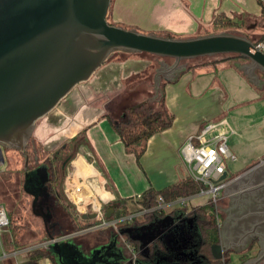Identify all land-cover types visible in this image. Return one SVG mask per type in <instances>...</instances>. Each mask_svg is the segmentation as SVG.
<instances>
[{"label": "crops", "instance_id": "1", "mask_svg": "<svg viewBox=\"0 0 264 264\" xmlns=\"http://www.w3.org/2000/svg\"><path fill=\"white\" fill-rule=\"evenodd\" d=\"M220 14L237 20L238 18H250L249 16L259 18L261 7L258 0H111L108 19L113 24L122 27L135 28L147 33L162 34L167 32L181 38L200 35L203 30L212 26L214 18ZM140 61L142 59L131 57L116 59L112 63L113 65L106 69L102 77H100L101 75L96 76L94 82L89 84L90 92L85 94L82 90L79 96L74 97L71 96L72 93H69L63 98V104H60L64 108L60 110L58 104L50 114L55 117L47 115V119H53V123L41 125L42 134L45 136L47 134L53 137L61 133L64 134V140L71 139L79 132H83L76 142L75 156L69 164V170H73L71 175L75 177V180L80 181L84 178L92 180L93 183L88 185L86 193L96 198H103L107 203H111L118 197L136 198L148 188L152 187L158 190L187 177L179 148L191 134L198 132L204 120L209 119L221 109L224 95L219 86L218 75L233 66L232 61H222L215 65H197L175 80L166 81L167 93L164 92V88L162 92L165 106L174 116L172 125L153 134L148 139L146 150L140 161H137L134 154L125 151L123 143L105 117L103 105L93 102V100L103 94L119 92L123 81L135 73L134 67L139 68L138 72L141 71L142 62ZM234 63L236 65L233 67L238 68L243 75H246L239 67L248 66V60ZM255 73L258 76V71ZM189 79H196L197 86L200 88L193 95L204 94L203 97H190L191 93L186 88ZM103 82L105 84L102 88L100 86ZM249 82L248 79L250 87ZM255 90L258 93L255 99L264 102V95H261L257 89ZM247 102L249 100L244 99L239 104L244 105ZM82 115L84 116L82 117ZM76 119L82 121L80 125L73 129L69 128L68 124L75 123ZM53 125L56 129L52 128ZM255 136L254 131L250 137L241 132L237 144H232L233 151L238 156V171L230 174L231 177L226 180L228 183L221 190L222 193L219 196L220 200L224 201L220 207L221 212H219L222 224L218 217L220 244L230 246L231 250L235 251L240 258L243 257L241 254L247 251L250 237H246L238 243L237 238L245 233L248 226L235 227L234 221L232 222L231 219L232 213L235 211L245 215L259 210V201L264 196V188L257 190L250 195L252 197L250 204H244L243 207L241 197L244 198L246 195L243 194L244 190L253 186L251 182H248V178L254 170L264 165V142L258 145L263 150L260 154L254 152L253 145L248 152L244 150L248 140L256 138ZM231 163L234 162L228 163V166ZM228 166L224 179L228 177ZM201 198L202 196L197 194L177 198L172 202L165 203L160 210L165 213H179L189 217L195 208L207 204L208 199ZM128 210V215L134 213L131 207ZM138 210L141 209H137L135 212ZM143 210L147 211L148 209ZM248 225L250 226V224ZM232 239L240 245L235 243L234 247V244L230 243ZM27 246L29 245L7 248L2 242L0 234L1 250L8 254L6 257L1 254L0 262L8 263L10 261L12 263L14 261L15 264H24L28 260V252L17 255L12 253ZM221 255H223V251ZM19 257L23 258L22 261L19 260ZM48 259L50 258L48 257Z\"/></svg>", "mask_w": 264, "mask_h": 264}, {"label": "water", "instance_id": "2", "mask_svg": "<svg viewBox=\"0 0 264 264\" xmlns=\"http://www.w3.org/2000/svg\"><path fill=\"white\" fill-rule=\"evenodd\" d=\"M110 4L111 0H0V163L4 162V148L23 152L37 121L77 84L89 80L113 53L173 58L170 70L175 71V76L169 81L177 78L180 61L219 54H237L247 59L249 65L239 68L253 82L258 77L256 71L264 74V52L244 35L222 31L179 38L142 33L135 28L109 24ZM39 173L44 182L46 169ZM248 179L253 186L244 190L243 207L250 204V195L264 188V165ZM261 200L259 210L245 214L244 222L251 229L245 230L242 238L257 239V253L243 264L264 260V198ZM114 208V203L107 206V218ZM87 217L94 218V214L82 215L84 219ZM151 241V238L142 240L141 247L149 251ZM230 241L235 247L236 240ZM227 248L231 249L214 244L211 251L219 258ZM68 249L74 250L72 245ZM49 250L62 257L56 243Z\"/></svg>", "mask_w": 264, "mask_h": 264}, {"label": "rangeland", "instance_id": "3", "mask_svg": "<svg viewBox=\"0 0 264 264\" xmlns=\"http://www.w3.org/2000/svg\"><path fill=\"white\" fill-rule=\"evenodd\" d=\"M232 20H234L232 17H229ZM254 28L252 27V30L249 29V27L255 25ZM216 29H222L221 27L216 26H210L209 28L203 30L200 35L204 33H210L212 30ZM142 33L141 30H138ZM229 32L233 34H239V35H250L252 39L258 38V35L264 31V27H262V24L258 22L257 20H254L253 18H244L243 25L242 26H229L225 27V29H222L219 32ZM216 33V32H215ZM181 38H188V37H181ZM251 39V38H250ZM127 54V55H126ZM223 54L214 55V56H204V57H198L195 59H189V61L182 60L180 61V65L186 64H193L197 62H206L209 61V59L214 58H220ZM137 58L142 59V68L141 71H137L139 68L134 67L133 71L135 73H132L126 80L123 81V85L121 90L116 93L111 94H103L100 97L94 98L93 102H98V104L103 105L104 107V113H109L112 117H118L120 114L122 108L128 104L137 103L146 99H151L155 95L156 97L159 96L161 89H165L164 92L167 93L165 88L166 80L164 76H160L156 68L158 67L159 63L163 60L164 62L171 64L173 63V59L169 58H161L159 56L153 55V54H146V53H124V52H116L113 53L108 57L106 62L101 65L92 75V77L85 81L77 84L75 88L70 92L71 96H79L82 93V90L87 94V92H90L91 89L89 88V84L94 82L93 80L97 78L99 75L102 77L105 74V71L108 67L113 65L112 63L115 62V60H119L122 58ZM210 57V58H208ZM162 61V62H163ZM235 64H233L234 66ZM230 69H225L218 75L219 79V86L222 89L223 92V102L221 104V109L211 116L209 119H206L203 121L202 125L210 120H217L220 118H226L234 132L230 136L229 145L232 152L236 155L237 153L233 151L232 144L236 143L238 141L239 134L241 132L245 133L248 137L252 134L254 131V134L256 135L254 139L248 140L247 145L244 147V150L248 152L250 148L255 149L254 152L262 153V147L258 146L259 144H263L264 142V102L258 101L255 98L258 96V93L255 89L261 93V95H264V83H259V80L261 79L260 75H258L257 80L254 82L249 79L247 75H243L239 69L236 67H233ZM181 67H179L180 69ZM137 72V73H136ZM97 76V77H96ZM167 78L174 77V74H166ZM245 77V78H244ZM248 79L249 84L253 87H249L248 85ZM262 80V79H261ZM189 82L186 84L187 91L190 94V97L192 98H200L203 97V95L196 96L193 93H197V90L200 89L197 86L196 79H189ZM243 82V83H242ZM105 82L101 84L100 87L103 88ZM88 86V87H87ZM250 88V89H249ZM255 88V89H254ZM160 91V92H159ZM247 99L249 102H247L244 105L239 104L240 101ZM63 104V99L61 100ZM154 107H158L157 105H154ZM56 108V107H55ZM55 108L53 110H55ZM63 107H59L60 110H62ZM56 109V110H59ZM52 114L51 111L47 114L48 116H54L50 115ZM47 115L42 117L37 121V125L35 128V131L31 137L30 145L28 149H25L24 151L28 154L32 153L33 151H36L39 162L44 159L46 155H52L56 150L60 148L61 145H63L65 142H67L66 139L64 140V134H57L56 136L50 137L49 135L42 134L41 125L46 123H53V119L49 120L47 119ZM84 115H82L83 117ZM55 117V116H54ZM81 117V118H82ZM86 118V117H85ZM84 118V119H85ZM75 123L68 124V127L73 129L74 127H77L80 125L82 121L80 119H76ZM51 121V122H50ZM61 122V121H60ZM58 122V123H60ZM201 125V126H202ZM200 126V127H201ZM52 128L56 129L55 125L52 126ZM200 130V128H199ZM198 130V131H199ZM240 132V133H239ZM239 133V134H238ZM50 137V138H49ZM70 140V139H69ZM68 140V141H69ZM40 147V148H39ZM41 149L40 151L38 150ZM4 162L0 163V204H4L7 210V215L10 218L9 225L2 231L1 239L2 241L6 240L7 244L6 246L8 248L22 245V244H35L38 242V240L44 238L45 234L43 232V225L40 220V218L34 216L30 211V200L29 196L26 195L22 190V184H23V171H24V156L22 154H19L18 152L10 149H3L2 150ZM27 157V155H25ZM75 156V152L72 153V157L68 163L73 160V157ZM236 157H238L236 155ZM238 160L234 163L229 164L228 166V177L226 180H228L231 177V173L236 172L238 169ZM67 165V167H68ZM31 166V164L29 165ZM65 168L63 173L61 171V181L59 184V188L64 198H67L66 193L64 191V181L65 179L73 173L69 170V168ZM238 171V170H237ZM70 173V174H69ZM58 188V189H59ZM222 192L220 191V194ZM207 196L203 195L201 199H206ZM208 199V198H207ZM68 200V198L66 199ZM140 201V195L136 198H131L130 200H127V206L128 208L131 207L132 212H135L137 209L141 208V205L139 204ZM68 202H70L68 200ZM66 203L63 211V216L65 217L66 212H72L76 210V207L72 203ZM159 203L161 200H159ZM224 201L220 200V198L216 201V208L221 212L220 207L223 205ZM110 203H105V209ZM75 208V209H74ZM77 213H79L76 210ZM62 217V216H61ZM220 222L222 224V217L221 214L219 215ZM218 218V220H219ZM62 218H60V221ZM217 220V221H218ZM64 224V221H61ZM12 226H16L19 231V236H17V243L13 242L11 238V229ZM63 232H68L69 227L65 223V225L62 228ZM86 231V230H85ZM60 232V231H59ZM96 235V234H95ZM97 236V235H96ZM99 237V236H97ZM9 238V239H8ZM78 239V237H77ZM15 240V239H14ZM2 254V250L0 247V256ZM229 261L227 264H243L242 259L236 254L235 251H232L228 255ZM23 258L19 257V260L22 261ZM0 264H15L14 261L12 263L10 261L7 262H0Z\"/></svg>", "mask_w": 264, "mask_h": 264}, {"label": "trees", "instance_id": "4", "mask_svg": "<svg viewBox=\"0 0 264 264\" xmlns=\"http://www.w3.org/2000/svg\"><path fill=\"white\" fill-rule=\"evenodd\" d=\"M258 3L261 7V16L259 18L251 17V16L249 17L260 22L262 24V27H264V0H258ZM108 18L109 16L107 17L108 23L115 25L112 22H110ZM233 19L234 20H232L231 18L225 15L220 14L214 18L212 26L221 27L222 29H225V27H229V26H236V25L242 26L243 25L244 18L243 19L238 18L239 21L235 18ZM254 26H256V24L249 27V29L252 30V27L254 28ZM222 29L212 30L210 33L219 32ZM154 34L164 35L167 37H175L174 35L167 33V32L162 33V34H158V33H154ZM204 34H208V32ZM245 36L249 39L251 38L250 40L254 44H258L259 42L264 43V31L261 32L258 35V38L256 39H252V37L248 34ZM161 58H169V57H161ZM245 60L246 59L240 55L228 54V55H222L220 58L209 59V61H206V62L203 61V62H197L193 64L185 63L184 65L179 64L178 68L179 67L181 68L178 69L179 74L177 77H179L181 74L194 68L197 65H215L216 63L222 62V61H232L233 64H235L234 62L245 61ZM162 61L159 63L158 67L156 68V71L159 75L161 74L160 76H164V78L166 79L164 81H169L168 79H172V77L167 78L165 75L168 74V72L169 74L175 75V71H170L171 65H173L174 61L171 64H168ZM186 61H189V60H186ZM258 75H260L264 83V74L258 71ZM154 105H157L158 107L155 108ZM105 117H107L113 130L118 135L121 142L123 143L125 151L127 153L134 154L137 161H140L141 156L145 152L148 139L153 134L163 131L167 129L168 127H170L174 119L173 114H171L165 106L164 94L162 91L160 92L158 97H156L155 95L153 98L151 97V99H146V100H143L137 103H132V104H128L124 106L120 114L118 115V117L114 118L109 113H106ZM82 133L83 132L81 133L79 132L75 137L71 138L69 141L61 145L60 148L56 150L51 156L49 154L46 155L44 159H42L40 162L38 160L39 156L37 155L36 151H33L31 154L30 153L28 154L27 152H25L26 150L23 152L16 151L19 154H22L24 157L25 155H27V158H28L27 161L29 165L30 164L33 165L36 163H37L36 165H41L42 167H45L44 163L48 165V170L50 171L51 181H52L51 193H53V197L58 202L61 210H65L64 207L68 205L66 204L68 202V200H66L67 198H64L65 196H63L59 188V184L62 179L61 178L62 175L60 172L61 163L63 162L65 158L72 156V153H74V150H75L76 142L79 140L80 135ZM29 145L30 144H28L26 149L29 148ZM39 148L38 150L40 151L41 149ZM25 174H26V171L24 170L23 176H25ZM199 189H200L199 184L194 182L188 176L181 179L180 181L176 183L169 184L158 190L152 187L148 188L143 193L140 194V201H139V204L141 205L140 209L155 208L159 204V199H161V201L164 203H169V202L176 200L177 198L195 195L199 192ZM22 190L26 195H28V193L25 191L24 188H22ZM131 198L132 197H127V198L118 197L115 200H113L111 203L115 204V208L110 218L112 219V218H117V217L128 215L129 210H128V206L126 202L127 200H130ZM68 203L70 204L71 202H68ZM65 215H66L65 220H67L69 231L63 232L61 230L60 232H56L54 234H47L46 231L43 229L45 236L44 238L38 240V242L46 238L58 237L61 235L80 231L86 228L89 224H91L90 220L81 219L80 215L76 212V210H74L73 213L66 212ZM189 217L193 218L195 222V223L192 222V225H193L192 230H189L190 228L186 225V228H183L184 230H182V232L184 233H181L180 231L179 236H184V234L186 233L192 235L193 240L191 241L193 243L192 247H194L192 250L193 254L195 258L198 257L201 259L196 264H201L202 260L205 261L207 264H227L229 261V258H228L229 251L223 252V255H221L219 258H215L213 252L211 251V247L214 244H220V241H221L219 227H218L219 225L217 221L219 217V213H218V209L216 208V205L208 201L207 204L195 208L194 211L191 214H189ZM8 219L10 223V218L8 217ZM187 230L189 232H187ZM17 236H19V231L16 226H12L11 238L13 242L15 243H17ZM2 242L4 246L7 247L6 246L7 241L4 240ZM161 248L163 247H159V249ZM248 250H249V253L254 255L255 252L257 251V245L255 243L251 244ZM149 252L151 253L153 252L152 247H150ZM45 257H49L53 264L56 263V260L52 256V253L49 250V248H35L28 252V260L24 264H38V261ZM139 257H141L139 259V262L142 260V257H143L144 264H151V261H152L151 258L153 257V255H150V257H145V256H139ZM241 259L243 263L244 258L241 257ZM176 264H187V263H176Z\"/></svg>", "mask_w": 264, "mask_h": 264}, {"label": "flooded vegetation", "instance_id": "5", "mask_svg": "<svg viewBox=\"0 0 264 264\" xmlns=\"http://www.w3.org/2000/svg\"><path fill=\"white\" fill-rule=\"evenodd\" d=\"M71 157L65 158L61 163L62 173ZM36 164L29 166L28 161L25 160L24 170L26 174L22 188L27 190L31 213L40 218L43 229L47 234H54L62 230L65 223L67 224V220H65L63 211L54 199L53 193H51L52 181L48 165L44 163L45 167H42ZM42 168H47V178L44 182L41 181V174L39 173ZM67 168H69V165ZM263 198L264 196L261 197V199ZM261 199L259 202L263 204ZM79 215L81 219H84L82 218L83 214ZM245 217L240 212L233 211L231 219L232 222L235 221V227H245L249 224L244 222ZM60 218H62L61 221H64V224L60 221ZM87 219L90 218L87 217L84 220ZM192 221L191 217L179 213H165L160 209L147 211L141 209L124 216V220L115 225L87 230L76 236L58 241L56 244L61 249L62 257L54 253H52V256L56 260L55 264H144L143 257L139 262L141 258L139 256L150 257V255H153L151 264H196L201 259L195 258L193 254L192 235L186 233L184 236H179L180 231L184 233L182 230L186 228V225L190 228L189 230H192ZM141 226H143V229H140ZM247 228L248 230L251 229V225ZM187 232L189 231L187 230ZM242 236H239L237 241ZM150 238L152 241L149 244V249L150 247L153 248L152 253L141 247V241ZM254 243H257V239H250L247 251L241 254L245 258L244 262L256 257L257 252L251 255L248 250L249 246ZM70 245L73 246L74 250L68 249ZM159 247L163 248L159 249ZM231 249L227 248V251L230 253ZM201 264L207 263L202 260ZM258 264H264V260Z\"/></svg>", "mask_w": 264, "mask_h": 264}, {"label": "built area", "instance_id": "6", "mask_svg": "<svg viewBox=\"0 0 264 264\" xmlns=\"http://www.w3.org/2000/svg\"><path fill=\"white\" fill-rule=\"evenodd\" d=\"M255 45L257 49L264 52L263 42ZM233 132L234 130L226 118L210 120L205 122L198 132L191 134L179 148V154L187 176L200 186L197 195L207 196L208 201L214 204L219 199L220 191L228 183L226 179H222V176L226 173L228 163L235 162L237 159L229 145L230 136ZM90 183H93L92 180L84 178L78 181L75 180L73 175H69L64 181V191L68 200L74 204L79 214H94V218L89 219L91 224L83 229V231L80 230L58 237L46 238L35 244L18 249L12 254L27 253L35 248H49L58 241L76 236L81 232H85V230L115 225L119 221L124 220V216L112 219L106 217L104 204L107 201L86 193ZM162 207L163 203H159L155 208L161 209ZM8 224L7 210L3 204H0V234ZM7 255L5 251L2 252L3 257ZM38 264H51V261L48 257H45L39 260Z\"/></svg>", "mask_w": 264, "mask_h": 264}, {"label": "bare ground", "instance_id": "7", "mask_svg": "<svg viewBox=\"0 0 264 264\" xmlns=\"http://www.w3.org/2000/svg\"><path fill=\"white\" fill-rule=\"evenodd\" d=\"M83 168V167H82ZM93 172V171H92Z\"/></svg>", "mask_w": 264, "mask_h": 264}]
</instances>
